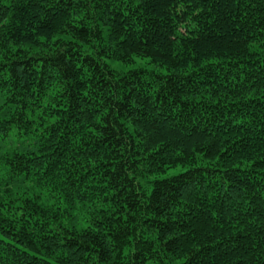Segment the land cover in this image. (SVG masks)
<instances>
[{
    "label": "trees",
    "instance_id": "trees-1",
    "mask_svg": "<svg viewBox=\"0 0 264 264\" xmlns=\"http://www.w3.org/2000/svg\"><path fill=\"white\" fill-rule=\"evenodd\" d=\"M0 264H264V0H0Z\"/></svg>",
    "mask_w": 264,
    "mask_h": 264
},
{
    "label": "rangeland",
    "instance_id": "rangeland-1",
    "mask_svg": "<svg viewBox=\"0 0 264 264\" xmlns=\"http://www.w3.org/2000/svg\"><path fill=\"white\" fill-rule=\"evenodd\" d=\"M106 62L112 69L116 71H127L129 69L138 67L139 65H144L143 63H145V60L136 58L131 64L129 63L125 64L119 61H113L109 59H106ZM18 140L19 138L17 139V134L11 131L10 135L2 140V144H1L3 146L2 149L9 150L11 147L15 146L18 143ZM177 171L178 169H170L165 174H162L159 177H167L169 175L176 173ZM40 193L43 201L46 200L47 202H56L55 197H49V195H47L45 191H41Z\"/></svg>",
    "mask_w": 264,
    "mask_h": 264
}]
</instances>
